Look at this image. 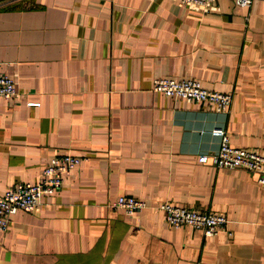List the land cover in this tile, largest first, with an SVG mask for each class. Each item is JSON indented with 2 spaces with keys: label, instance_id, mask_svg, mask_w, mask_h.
<instances>
[{
  "label": "crops",
  "instance_id": "1",
  "mask_svg": "<svg viewBox=\"0 0 264 264\" xmlns=\"http://www.w3.org/2000/svg\"><path fill=\"white\" fill-rule=\"evenodd\" d=\"M0 194L55 156H87L0 231V264H264V182L217 167L232 146L264 153V0H0ZM157 77L230 92L226 111L152 90ZM30 102L35 104H29ZM144 200L129 214L119 196ZM161 202L225 215L205 236Z\"/></svg>",
  "mask_w": 264,
  "mask_h": 264
},
{
  "label": "built area",
  "instance_id": "2",
  "mask_svg": "<svg viewBox=\"0 0 264 264\" xmlns=\"http://www.w3.org/2000/svg\"><path fill=\"white\" fill-rule=\"evenodd\" d=\"M199 6L204 11L210 10L215 0H178ZM238 6H250L252 0H235ZM152 90L162 92L170 97L182 98L188 102L206 103L214 106L216 111L228 110L232 94L209 89L195 78L157 77L152 81ZM17 93L16 82L8 75L0 72V99H9ZM29 104H35L30 102ZM211 134L220 140L219 147L213 154H199L200 162L209 159L217 167L242 168L258 176L259 182H264V153L256 150L235 147L230 144L229 134L223 128H213ZM88 160L87 156L65 153L55 156L48 162L39 174L36 182H18L0 194V231H6L10 216L18 210L31 212L35 210L45 195L56 192L63 184L64 178L81 162ZM126 213L147 207L144 200L133 196L121 195L111 204ZM155 207L162 210L169 225L178 227L189 225L200 229L205 236H213L220 231H227L228 219L225 215L198 210L186 206H178L161 202Z\"/></svg>",
  "mask_w": 264,
  "mask_h": 264
}]
</instances>
